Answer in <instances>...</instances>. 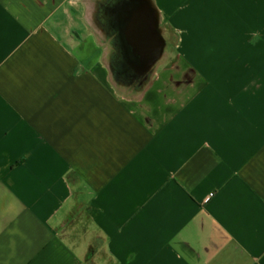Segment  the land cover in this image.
<instances>
[{"label":"crops","instance_id":"obj_1","mask_svg":"<svg viewBox=\"0 0 264 264\" xmlns=\"http://www.w3.org/2000/svg\"><path fill=\"white\" fill-rule=\"evenodd\" d=\"M155 3L134 100L85 0H0V264H264V0Z\"/></svg>","mask_w":264,"mask_h":264},{"label":"water","instance_id":"obj_2","mask_svg":"<svg viewBox=\"0 0 264 264\" xmlns=\"http://www.w3.org/2000/svg\"><path fill=\"white\" fill-rule=\"evenodd\" d=\"M85 1L89 26L97 34L110 82L123 97L142 98L158 67L170 60V52L165 49L172 39L159 26L162 17L155 0ZM98 18L100 22H96ZM137 29L144 31L142 36Z\"/></svg>","mask_w":264,"mask_h":264},{"label":"flooded vegetation","instance_id":"obj_3","mask_svg":"<svg viewBox=\"0 0 264 264\" xmlns=\"http://www.w3.org/2000/svg\"><path fill=\"white\" fill-rule=\"evenodd\" d=\"M137 20H135L134 25H137L138 24V21ZM145 28H144V31H145ZM144 31L137 29L136 32H137V34H140L142 36L143 33H144ZM95 253H96V249L93 247V245L88 246V248L86 250V254H85L86 255V258H87V264H93L94 263V259L93 258H94Z\"/></svg>","mask_w":264,"mask_h":264}]
</instances>
